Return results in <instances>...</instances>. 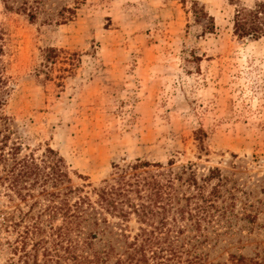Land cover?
<instances>
[{
	"label": "rangeland",
	"instance_id": "1",
	"mask_svg": "<svg viewBox=\"0 0 264 264\" xmlns=\"http://www.w3.org/2000/svg\"><path fill=\"white\" fill-rule=\"evenodd\" d=\"M65 6L73 11L62 17ZM236 8L230 0H42L30 20L0 0L1 68L9 87L4 110L9 146L20 142L21 156L41 160L51 147L63 159L66 185L92 200L94 188L119 175L163 180L162 173L191 166L201 183L219 170L203 184L211 203L199 196L191 201L193 217L175 212L196 193L186 175L176 180L178 196L164 229L170 237L149 264H186L191 257L195 264H264V36L238 37ZM137 162L152 165L131 169ZM5 175L0 162V264H76L68 242L53 239L51 225L63 217L43 212L41 189L24 199ZM132 198L143 201L135 192ZM107 217L109 227L92 250H106L111 239L114 252L98 264H118L125 259L112 235L121 231L119 219ZM36 222L43 229L37 237ZM123 225L132 237L142 224L131 216ZM40 237L47 241L38 256L15 251L23 244L30 250ZM171 242L180 257L169 255Z\"/></svg>",
	"mask_w": 264,
	"mask_h": 264
},
{
	"label": "trees",
	"instance_id": "2",
	"mask_svg": "<svg viewBox=\"0 0 264 264\" xmlns=\"http://www.w3.org/2000/svg\"><path fill=\"white\" fill-rule=\"evenodd\" d=\"M235 3L237 8L234 16V33L241 38H253L259 39L264 36V0H254L251 4H246L243 0H230ZM5 7L8 10H16L27 13L30 20L37 18L38 10L41 9L42 0H4ZM68 7H62L59 12L62 17L66 15V12L71 13ZM1 31V30H0ZM3 36L0 32V162L3 163L6 175L3 178L7 181L9 188L12 189L17 195L22 198H26L28 195L33 196V190L37 187L41 189L43 195L44 208L43 212H48L49 217H63V223L53 227L52 233L53 239L63 243L66 240L68 242V250L72 257L75 259L76 264H84L87 262L99 263L106 260L112 255L115 250V246L110 239L108 241L109 246L104 251L92 250L93 242L109 227V220L107 215L116 217L119 219L118 225L121 229L120 232L113 233L115 240L122 243L124 248L120 255L125 259L118 258V261H127V264H140L144 262L149 264V258H157L159 253H163L166 249L163 244V240L170 237V228L164 231L168 225V215L174 208L172 206V199H177L178 192L175 189L176 180L184 181L189 186H193L196 193L192 196H188L186 203L175 208V212L178 213L180 218L185 217V212L188 211L191 201L198 198H202V202L207 205L211 203L210 200L205 199L203 194L204 183L209 182L212 178L219 177L221 174L218 169L210 170L209 175L201 178V183L198 180L196 174L192 171L191 166H184L180 172H175L173 169L167 171L165 178L158 179L157 175H149L139 177L134 173L136 179L131 182L129 176L119 175L118 178H114L113 181H105V184L94 188L95 200H92L91 196L87 194H80L83 190L79 187H73L66 185L69 182V176L63 169V159L58 157L57 152L48 147L42 155V159L38 160L33 154L21 156V143L12 142V146H9L10 141V129L8 123V117L5 114L4 107L7 104V98L9 96V87L7 86V79L3 74L1 68V57L4 54V45L2 42ZM52 50V49H51ZM202 130L197 132V139L202 141ZM9 147L8 150L6 148ZM40 162V163H39ZM150 162H137L131 165V169L140 170L143 167H149ZM154 166H161L155 164ZM174 172V173H173ZM65 185V187L55 192L51 188H58ZM26 189V192L24 190ZM176 190V191H175ZM216 192V188L213 189ZM135 192L137 198L141 202H135V198H132V193ZM177 192V193H176ZM65 194V195H64ZM77 195V199L70 203L68 199L70 196ZM63 195V196H62ZM167 200L163 205V200ZM43 206L42 202H40ZM210 205V204H209ZM196 209L207 210L206 206L195 205ZM42 208V207H41ZM200 212V211H199ZM174 214V213H173ZM198 217L200 215L196 214ZM131 216H136L137 221L142 225L139 227V231L131 237L126 232L123 223H127L131 220ZM174 222L177 223L176 215L173 216ZM121 221V222H120ZM32 225L31 233L39 235L43 230L40 223ZM194 225L200 226V221L195 220ZM181 227L179 226L178 232ZM164 231L165 237H161L160 234ZM34 240V238H32ZM178 239V238H176ZM44 237L36 238L32 243V248L28 250L23 244L17 247L15 251H23L22 256H38L41 246L46 242ZM171 242L169 249L170 256L180 257L182 255L178 252V244L174 245ZM86 247L93 252L85 251ZM82 249V251L80 250ZM86 249V250H87ZM33 251V254L31 252ZM44 256L50 255L48 247H44ZM169 256V257H170ZM182 257V256H181ZM199 259V258H198ZM35 260V259H34ZM171 261V259H167ZM37 261V260H36ZM118 264H122L119 262ZM186 264H195L194 258H187ZM238 262H245L243 257L238 258ZM158 264H167L166 262H160Z\"/></svg>",
	"mask_w": 264,
	"mask_h": 264
}]
</instances>
